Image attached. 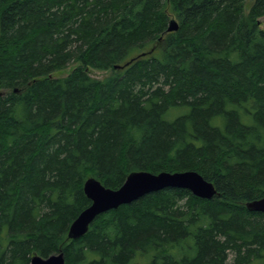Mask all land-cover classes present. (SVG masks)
I'll return each instance as SVG.
<instances>
[{
  "label": "trees",
  "instance_id": "16d2710c",
  "mask_svg": "<svg viewBox=\"0 0 264 264\" xmlns=\"http://www.w3.org/2000/svg\"><path fill=\"white\" fill-rule=\"evenodd\" d=\"M262 15L264 0H0V264H264V213L244 204L264 195ZM132 170H195L217 192L152 191L67 238L84 180L115 189Z\"/></svg>",
  "mask_w": 264,
  "mask_h": 264
},
{
  "label": "water",
  "instance_id": "95a60500",
  "mask_svg": "<svg viewBox=\"0 0 264 264\" xmlns=\"http://www.w3.org/2000/svg\"><path fill=\"white\" fill-rule=\"evenodd\" d=\"M177 28V21L170 18L166 32L175 31ZM166 187L186 188L200 198H211L217 192L214 184L195 170L158 173L132 170L127 173L123 183L115 189L104 186L93 176H88L82 188L90 203L70 222L66 237L73 239L83 235L96 216L102 212L122 204H129L147 193ZM244 204L247 210L264 213V195L245 201ZM29 264H64V254L61 250L45 257L33 253Z\"/></svg>",
  "mask_w": 264,
  "mask_h": 264
},
{
  "label": "rangeland",
  "instance_id": "374dc122",
  "mask_svg": "<svg viewBox=\"0 0 264 264\" xmlns=\"http://www.w3.org/2000/svg\"><path fill=\"white\" fill-rule=\"evenodd\" d=\"M248 2V1H247ZM248 11V6L247 4L244 6V13L246 14ZM170 17H173L172 15H170ZM259 22H260V27H264V15L260 16L259 17ZM154 42L151 43V45L153 44ZM76 65H78V62H72V63H68L63 69L59 70L56 75H61V76H64L66 75L70 70H72L73 67H75ZM111 70H108V71H100V70H96V69H93L91 71L92 75L97 77V78H102L104 77L106 74L110 73ZM179 111V110H178ZM177 112V111H175ZM174 112V113H175ZM261 197V196H260ZM233 255V253H231L230 251L228 252V258H231V256ZM135 264H143L142 261H138L136 262Z\"/></svg>",
  "mask_w": 264,
  "mask_h": 264
}]
</instances>
